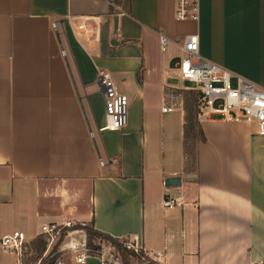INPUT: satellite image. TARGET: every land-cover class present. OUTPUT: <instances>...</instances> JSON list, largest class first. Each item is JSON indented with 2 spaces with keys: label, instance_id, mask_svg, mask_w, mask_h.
Returning <instances> with one entry per match:
<instances>
[{
  "label": "crops",
  "instance_id": "crops-1",
  "mask_svg": "<svg viewBox=\"0 0 264 264\" xmlns=\"http://www.w3.org/2000/svg\"><path fill=\"white\" fill-rule=\"evenodd\" d=\"M115 1L120 15L105 0H0V235L31 241L77 218L157 264L264 261V139L254 123L202 116L189 164L176 92L179 44L195 33L204 58L264 89V0H198L194 20H176L173 0ZM100 71L129 98L124 129L99 130ZM52 180L83 192L78 210ZM168 197L181 204L165 208ZM0 264L18 256L0 249Z\"/></svg>",
  "mask_w": 264,
  "mask_h": 264
},
{
  "label": "built area",
  "instance_id": "built-area-1",
  "mask_svg": "<svg viewBox=\"0 0 264 264\" xmlns=\"http://www.w3.org/2000/svg\"><path fill=\"white\" fill-rule=\"evenodd\" d=\"M107 4L117 12L122 14L119 4L115 0H105ZM174 18L176 20L196 19L198 15V0H173ZM51 29L53 33L58 34V24L52 22ZM76 29L89 39L94 32L88 29L85 23H80ZM159 46L164 50L168 37L161 31L158 32ZM180 58L176 67L177 77L182 82H190L193 85L183 86L185 90L193 89L198 92L197 101V118L209 116L212 114L219 115L226 121H247L254 123L256 134L264 139V89L254 82L232 73L225 67L204 58L199 52V37L195 34L186 35L179 44ZM61 56L66 58V52L61 48ZM234 79V82H233ZM97 81L102 88L103 107H104V123L99 130H120L124 129L129 122V98L120 92L114 85L112 79L107 73L100 71ZM171 106L165 105L163 112L170 111ZM91 137L93 136L90 131ZM101 166L106 161L99 157ZM181 204L175 198H165L163 206L165 208H173ZM68 230L63 237L61 244L58 246V256L53 264H85L86 257L92 255L86 245V235L81 237L82 229H71L72 220H65L63 224ZM75 225H87L83 222ZM60 225H51L46 231L54 235L47 244V248L51 243L55 244L59 233L56 231ZM41 232V233H43ZM71 232H74L72 236ZM79 238L77 239V234ZM67 240V243H64ZM29 240L23 231L12 230L9 233L0 235V249L19 256L24 245L29 244ZM121 244L128 250L138 252L141 250L136 244L129 239H121ZM64 244L67 247H63ZM48 252L46 249L45 254ZM66 252L72 254L70 261H64L62 255ZM96 256L103 259V263L111 264L110 259L104 256L101 248ZM39 264V261L36 263ZM119 264V263H114ZM252 264H264V261L254 262Z\"/></svg>",
  "mask_w": 264,
  "mask_h": 264
},
{
  "label": "trees",
  "instance_id": "trees-1",
  "mask_svg": "<svg viewBox=\"0 0 264 264\" xmlns=\"http://www.w3.org/2000/svg\"><path fill=\"white\" fill-rule=\"evenodd\" d=\"M182 89L176 90V92H181ZM186 93L185 100L183 103V109L185 112L184 116V126L183 134L185 138H198L199 140H204L202 130L199 127L198 120L194 115V111H197V101H198V92L195 90H184ZM195 105V107H193ZM71 229H82L86 235V245L89 248L92 255H96L100 251L101 247L99 244H96V240H99L105 244L110 243L114 246L119 254L122 264H131L130 256H133L134 253L131 250L126 249L115 237H112L109 234L103 233L94 229L90 225H74ZM68 230L65 226L60 225L57 228L59 236L55 244L51 249L45 254L47 249V244L51 240V237L54 235V231L51 233L43 232L35 236L27 245H24L21 251V254L18 256L19 264H35L39 261V264H53L55 259L58 256V246L61 244L63 237Z\"/></svg>",
  "mask_w": 264,
  "mask_h": 264
},
{
  "label": "rangeland",
  "instance_id": "rangeland-1",
  "mask_svg": "<svg viewBox=\"0 0 264 264\" xmlns=\"http://www.w3.org/2000/svg\"><path fill=\"white\" fill-rule=\"evenodd\" d=\"M180 84L181 85H183V84H185V85H193V83H190V82H181ZM183 91L177 92V93L180 95V97L183 99V102H184L186 93L183 92ZM193 107H195V105ZM194 115L196 116V119H197V114H196L195 111H194ZM103 123H104V121H103ZM193 146H194L193 138L187 139V141H186V151H187V159L189 161V164H193L194 163ZM190 166L191 165H189V167ZM59 182L60 181L52 180L51 190L53 192L51 193V195H56V197H58V195L59 196L61 195V198H63L61 203L67 202L68 205H71L73 209L78 210V208L80 206L79 201H81L80 199H81V197L83 195V192L80 189L79 190L76 189L75 185H73L72 182H69V183H67L66 181L65 182L61 181V183H59ZM75 224H80V222L77 220V218H74L72 220V225L71 226H73ZM76 234H77V239H78L79 238V236H78L79 233H76ZM95 242H96V244H99L100 247L103 249L104 256H106L107 258L110 259L111 264H114L116 262L119 263V264H122L121 258L119 256V254L117 253V250H116V248L114 246H112L110 243L105 244V243H103V242H101L99 240H96ZM131 251H133V250H131ZM133 253H134V255L130 256V258H129L131 264H157V262H155L149 256L145 255L142 250L138 251V252L133 251ZM36 263L37 262H35V264Z\"/></svg>",
  "mask_w": 264,
  "mask_h": 264
},
{
  "label": "water",
  "instance_id": "water-1",
  "mask_svg": "<svg viewBox=\"0 0 264 264\" xmlns=\"http://www.w3.org/2000/svg\"><path fill=\"white\" fill-rule=\"evenodd\" d=\"M179 183H180L179 177H168L164 181V184L166 186H174V185H178Z\"/></svg>",
  "mask_w": 264,
  "mask_h": 264
},
{
  "label": "bare ground",
  "instance_id": "bare-ground-1",
  "mask_svg": "<svg viewBox=\"0 0 264 264\" xmlns=\"http://www.w3.org/2000/svg\"><path fill=\"white\" fill-rule=\"evenodd\" d=\"M74 234V232H71L70 233V235L72 236ZM64 243H67V240L64 242ZM63 247H67V245L66 244H64V246Z\"/></svg>",
  "mask_w": 264,
  "mask_h": 264
}]
</instances>
